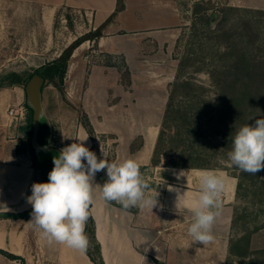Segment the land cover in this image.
<instances>
[{"label": "rangeland", "instance_id": "rangeland-1", "mask_svg": "<svg viewBox=\"0 0 264 264\" xmlns=\"http://www.w3.org/2000/svg\"><path fill=\"white\" fill-rule=\"evenodd\" d=\"M128 2L131 17H139L141 23L131 24L130 17L124 31L118 33L119 47L125 53L112 54L85 42L70 58L63 82L44 87L42 106L50 130L49 146L62 149L76 142L80 126L84 128L91 120L103 134L95 135L99 145L90 150L99 160L103 158L102 147L109 160L119 163L127 159L129 148L134 152L143 146L144 137L157 136L158 140L164 132L159 164L152 165L150 160L153 170L142 172L144 178L154 184L164 168H171L168 163H190L236 179L229 261L264 264V170L255 175L242 172L227 155L237 130L264 118V99L258 97V88L264 89V66L250 85L253 94L242 96L236 89L243 88L239 82L224 93L226 106L220 101L222 88L210 76L214 67L223 69L235 63L220 53L232 52L236 38L243 35L245 45L255 53L256 28L264 33V17L260 25L246 27V18H223V9L264 11V0ZM93 27L91 11L0 0V161L25 154L31 118L25 105L27 82ZM258 62L264 60L256 65ZM84 97L90 118L83 109ZM237 98H243V102H235ZM21 108L26 109L24 118L9 117L11 109ZM185 115L196 117L199 134L180 143L177 131L183 121H188ZM98 177L104 183L106 169L98 172ZM88 248L94 254L90 239Z\"/></svg>", "mask_w": 264, "mask_h": 264}, {"label": "crops", "instance_id": "crops-1", "mask_svg": "<svg viewBox=\"0 0 264 264\" xmlns=\"http://www.w3.org/2000/svg\"><path fill=\"white\" fill-rule=\"evenodd\" d=\"M19 1L33 2L54 9L64 5L91 11L93 31L115 14L117 9V0ZM128 1L124 0V10L116 13L112 21L103 29L102 36L87 42L107 49V52L112 54L125 53L120 49L117 37L120 38L118 33L124 31L127 20L131 17L132 11ZM153 12L159 14L157 9ZM130 20L131 24L141 23L139 17H131ZM155 20L157 21L156 17ZM112 33L116 37H108ZM116 46L118 47L115 48ZM89 82L92 83V78ZM82 102L84 112L90 118L86 97ZM89 122L95 135L103 134L97 131L91 120ZM86 136L88 138L85 146L90 149L94 145L93 141L87 131L80 126L77 137L83 139ZM156 142L157 136L144 137V144L139 150L131 152L129 148L127 159H134L140 165L141 173L149 169L153 170L149 164L150 160L152 163L151 155ZM96 145H99L97 141ZM54 148L59 151L61 149ZM163 170L164 173L159 179L157 178L158 181L150 184L153 190L156 189L159 193L158 204L152 211L138 207L125 210L119 205L105 202L101 198V187L95 188L90 212L95 222L96 239L104 264H230L233 246L230 235L235 216L232 203L236 179L227 176L224 172L215 171L223 177L225 183L221 197L222 207L213 225L214 240L203 245L193 242L192 237L187 234V229L193 220L190 206L198 199L200 177L204 172L212 170L179 168ZM181 171H186L185 176L177 179ZM38 179L39 173L34 169L29 153L13 160L0 161V264H95L86 253L64 244L47 243L39 232L27 223L31 216L18 217L32 209L28 197L31 195V186L37 183ZM101 180L97 173L94 184L102 185ZM169 188L173 190L170 191ZM178 195H184V198L177 203ZM2 252L19 259L11 260Z\"/></svg>", "mask_w": 264, "mask_h": 264}, {"label": "clouds", "instance_id": "clouds-1", "mask_svg": "<svg viewBox=\"0 0 264 264\" xmlns=\"http://www.w3.org/2000/svg\"><path fill=\"white\" fill-rule=\"evenodd\" d=\"M87 138L77 137V142L60 149L53 157L54 167L48 173V182L33 183L28 197L32 212L27 223L41 238L49 244H64L81 253H86L89 247L85 226L97 186L101 187V198L105 202H115L125 210L138 207L152 211L159 195L134 159L113 162L101 147L103 158L98 160L96 153L85 146ZM227 155L231 164L242 172L255 175L264 170V118L255 119L253 125L241 126ZM105 169L107 180L102 185L94 184L96 174ZM185 172L181 171L177 179L185 176ZM224 187L223 177L215 171L201 175L198 199L190 206L193 220L187 229L193 242L207 245L214 240L213 225L220 215ZM184 195H178L177 203Z\"/></svg>", "mask_w": 264, "mask_h": 264}, {"label": "trees", "instance_id": "trees-1", "mask_svg": "<svg viewBox=\"0 0 264 264\" xmlns=\"http://www.w3.org/2000/svg\"><path fill=\"white\" fill-rule=\"evenodd\" d=\"M124 10V0H117V9L116 13L121 12ZM113 14L107 21H105L100 27H98L95 31H91L78 39H76L74 42H72L61 54L60 56L53 61L52 63H49L48 65L41 67L38 69L34 75H39L44 79V85L42 88V91L44 87H46L48 84H58L63 82L65 75L68 70V62L70 58L73 56L76 49H78L83 43L87 41L95 40L102 36L103 29L112 21L113 17L116 15ZM223 18H227L230 15H234L235 17H239L242 19H245L244 22L246 27L252 26V25H260L261 19L264 17V11H257V10H250V9H240L236 7H226L222 11ZM256 28V27H255ZM255 37L257 39V47L252 48L254 49L252 53L251 49L248 45H245L244 36H240L239 38H236L235 43L230 48L232 52H226V53H220V56L225 58V60H234L235 63H233L230 66L222 67L223 69L214 67L213 70H211V78L216 83L217 86H220L222 88V95L220 98L221 103L226 106L228 102V98L224 93H229L230 89H234L239 83H243V88L237 87L236 89L240 91V94L242 96L252 95L254 91L253 89H250V85L253 81H255L256 72L262 71L264 62H261L256 65V62L258 60H264V54L261 55V53L264 51V33L262 29L256 28L255 31ZM236 53H233L235 52ZM236 56V57H235ZM258 56V57H254ZM260 85H263L261 83ZM260 95L258 97H262L264 99V89L263 86L261 88H258ZM256 91V88H255ZM236 93V92H234ZM170 99L168 101L167 109L170 106ZM235 102L241 101L243 102V98H237L234 99ZM231 102V101H230ZM233 102V101H232ZM27 110L31 113V118L29 122V129H28V137L26 140L25 148L23 150L24 153H29L32 157L33 161V167L34 169L39 173V179L38 182H48V173L52 170L54 167L53 165V157L57 156L58 153L56 152H50V153H40L39 155L36 154L35 150L32 148L31 145V137H32V110L28 107V105L25 103ZM229 108V107H228ZM226 109V108H225ZM185 118L188 120L183 121L181 125H179L178 131H177V138L176 140L180 141V143L193 140V137L197 136L199 132L197 133L198 129V123L195 116H189L185 115ZM195 123V126H194ZM85 130L91 137V140L93 141V147L92 149L96 148V140H95V132L93 130V127L91 126L89 120L84 125ZM164 132H161L158 140L156 142V146L153 153L152 158V165H158L160 157V150L162 148V145L164 143ZM50 141V132L47 124L45 123V120L43 119L41 121L39 131H38V142L40 145H49ZM168 165L171 168H179L188 170L191 168L198 169L200 167L193 166L192 164H170ZM91 208V206H90ZM32 209L28 210L27 212L23 213L22 215H19L18 217L27 218L31 216ZM90 212V209H89ZM85 234L88 236V238L91 240V245L93 252L88 248L86 254L91 258V260L95 264H104L102 257H101V250L100 246L96 239V227L95 222L93 220V217L91 216L88 221L86 222V228H85ZM6 257H8L11 260H18L19 258L10 255L8 253L2 252ZM23 262V261H22Z\"/></svg>", "mask_w": 264, "mask_h": 264}, {"label": "water", "instance_id": "water-1", "mask_svg": "<svg viewBox=\"0 0 264 264\" xmlns=\"http://www.w3.org/2000/svg\"><path fill=\"white\" fill-rule=\"evenodd\" d=\"M44 79L39 75H33L24 87L26 104L32 110V137L31 145L36 154L56 152L59 150L49 145H40L38 142V131L41 121L44 119L42 106V88Z\"/></svg>", "mask_w": 264, "mask_h": 264}, {"label": "built area", "instance_id": "built-area-1", "mask_svg": "<svg viewBox=\"0 0 264 264\" xmlns=\"http://www.w3.org/2000/svg\"><path fill=\"white\" fill-rule=\"evenodd\" d=\"M26 115V109L21 108L20 111L15 110V109H11V111L9 112V117L14 118V119H18L20 117L24 118V116Z\"/></svg>", "mask_w": 264, "mask_h": 264}]
</instances>
